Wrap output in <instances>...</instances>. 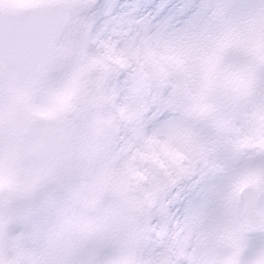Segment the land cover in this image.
I'll list each match as a JSON object with an SVG mask.
<instances>
[{
    "label": "snow or ice",
    "instance_id": "snow-or-ice-1",
    "mask_svg": "<svg viewBox=\"0 0 264 264\" xmlns=\"http://www.w3.org/2000/svg\"><path fill=\"white\" fill-rule=\"evenodd\" d=\"M0 264H264V0H0Z\"/></svg>",
    "mask_w": 264,
    "mask_h": 264
}]
</instances>
